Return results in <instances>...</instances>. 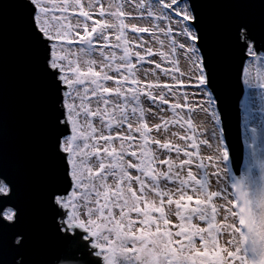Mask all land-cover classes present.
<instances>
[{
    "label": "snow or ice",
    "instance_id": "obj_1",
    "mask_svg": "<svg viewBox=\"0 0 264 264\" xmlns=\"http://www.w3.org/2000/svg\"><path fill=\"white\" fill-rule=\"evenodd\" d=\"M229 88L264 98V0H0V264H264Z\"/></svg>",
    "mask_w": 264,
    "mask_h": 264
},
{
    "label": "water",
    "instance_id": "obj_2",
    "mask_svg": "<svg viewBox=\"0 0 264 264\" xmlns=\"http://www.w3.org/2000/svg\"><path fill=\"white\" fill-rule=\"evenodd\" d=\"M11 19V18H10ZM14 70L10 65V88L14 87ZM244 90L229 88L225 92L224 106L227 117L226 124L228 127V140L234 149V159L232 170L235 175L239 176L244 159V145L242 140L241 109L240 101L243 97ZM67 264H79V255L73 257L71 254Z\"/></svg>",
    "mask_w": 264,
    "mask_h": 264
},
{
    "label": "rangeland",
    "instance_id": "obj_3",
    "mask_svg": "<svg viewBox=\"0 0 264 264\" xmlns=\"http://www.w3.org/2000/svg\"><path fill=\"white\" fill-rule=\"evenodd\" d=\"M262 90L260 89H247L245 93V98L242 103L243 105V122H242V131H243V145H244V161L241 167V172L245 170L249 163V153L247 147V139L250 135L249 130L252 127L257 129V148L258 150L264 148V98H262ZM250 98H254L256 104L252 103L253 106H250ZM262 116V126L259 128L258 122Z\"/></svg>",
    "mask_w": 264,
    "mask_h": 264
},
{
    "label": "flooded vegetation",
    "instance_id": "obj_4",
    "mask_svg": "<svg viewBox=\"0 0 264 264\" xmlns=\"http://www.w3.org/2000/svg\"><path fill=\"white\" fill-rule=\"evenodd\" d=\"M245 98V97H244ZM244 101V100H243ZM252 103H255L256 104V108L258 107V105H257V103L255 102V100H254V98L252 99V98H250V106L252 105L253 106V104ZM243 106V105H242ZM244 110V109H243ZM258 126H259V128H261V126H262V116L260 117V120H259V122H258Z\"/></svg>",
    "mask_w": 264,
    "mask_h": 264
}]
</instances>
